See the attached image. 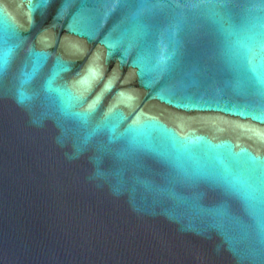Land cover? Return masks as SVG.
Wrapping results in <instances>:
<instances>
[{
    "label": "water",
    "instance_id": "1",
    "mask_svg": "<svg viewBox=\"0 0 264 264\" xmlns=\"http://www.w3.org/2000/svg\"><path fill=\"white\" fill-rule=\"evenodd\" d=\"M0 264H264V0H0Z\"/></svg>",
    "mask_w": 264,
    "mask_h": 264
}]
</instances>
